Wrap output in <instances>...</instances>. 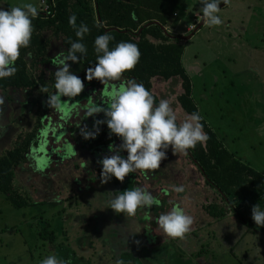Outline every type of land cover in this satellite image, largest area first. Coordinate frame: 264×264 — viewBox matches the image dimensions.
I'll use <instances>...</instances> for the list:
<instances>
[{
	"label": "rangeland",
	"instance_id": "obj_1",
	"mask_svg": "<svg viewBox=\"0 0 264 264\" xmlns=\"http://www.w3.org/2000/svg\"><path fill=\"white\" fill-rule=\"evenodd\" d=\"M41 1L0 0V8L5 3L11 7L32 3L40 10ZM181 6L184 9L178 11V22L167 24L166 30L185 37L180 39L184 46L181 63L191 82L197 112L228 151L264 174V0L221 3L218 15L223 23L212 27L201 19L200 0H181ZM55 58L51 56L53 64L47 69L57 70ZM170 80L154 79L153 91L159 100L169 101L181 123L186 115L174 99L178 80ZM42 95L34 92L33 97ZM0 97L4 101L0 104L1 152L14 145L17 132L30 127L32 110L31 98L23 91H8ZM61 99L59 108H49L35 147L13 171L14 186L28 204L13 206L0 191V264H41L50 254L71 258L73 264H115L116 252L124 241H130L127 246L136 264H264V234L251 232L233 215L203 227L196 236L170 241L159 227L150 228L148 222L152 220L146 219L144 212L134 217L114 213L107 203L109 193L114 196L130 190L127 178L120 185L112 180L103 185L93 180L88 173L89 154L83 153L77 141L72 147L65 138L73 132L71 122L78 123L82 117L81 111L72 98ZM59 119L67 123L58 125ZM79 126L85 127V122ZM172 160L160 167L165 178L175 174L178 167L186 172L183 164ZM165 178L160 177L158 185L165 184ZM174 179L177 183L173 185L181 183L187 196L186 176ZM155 191L163 211L172 198L178 202L173 197L175 191L166 194L162 187ZM149 211L154 218L153 210ZM43 229L53 231V243L39 234ZM200 248L203 256H193Z\"/></svg>",
	"mask_w": 264,
	"mask_h": 264
},
{
	"label": "trees",
	"instance_id": "obj_2",
	"mask_svg": "<svg viewBox=\"0 0 264 264\" xmlns=\"http://www.w3.org/2000/svg\"><path fill=\"white\" fill-rule=\"evenodd\" d=\"M181 0H46L48 4L47 12L32 20L33 33L31 43L28 48H21L20 57L15 62L17 72L14 76L0 79V94L16 90L24 92L31 98V123L25 131H19L14 136V145L5 148L0 152V191L5 198L16 207L28 204L26 196L13 183L14 168L23 161L25 153L35 147L36 137L42 120L46 113L50 112L46 104L47 95L55 92V69H47L51 56L58 53L67 55L71 42L78 38L75 31L69 25V17L76 15V24L81 22L90 29L82 42L87 48V54L82 56L79 63H71L70 71L79 76L84 81L82 93L71 99L74 106L81 111L82 117L79 122L73 124V132L67 134V143L74 147L76 141L83 153H88L87 158L88 173L93 176L94 181H100L102 166L99 161L109 152V145L119 146L122 141L111 134L106 123L98 125L99 134L95 139L85 140L81 135V129L94 130L95 121L105 119L103 113L89 117L88 110L91 106L105 105L108 101V92L103 85L97 81L85 80V73L89 67H94L97 62V54L94 49L96 37L108 34L113 37L109 43L111 50L119 42H130L138 46L140 59L136 67L125 72L121 81L114 84L118 87L127 80H135L142 83L155 98L156 104L160 102L158 96L153 91V80L160 79L163 82L171 81L175 77L178 80V87L174 95L175 102L179 110L186 116L197 112L196 105L191 98V82L186 74L182 63L181 55L183 44L178 35H171L167 30V24L174 25L178 22V11L181 13ZM7 3L3 9H10ZM133 14L135 18L133 19ZM99 25V26H98ZM50 51V52H49ZM54 52V53H53ZM50 54H52L50 56ZM79 55V54H78ZM52 61V59H51ZM47 70V71H46ZM47 87L48 92L39 91L41 87ZM34 92L43 94L41 98L33 97ZM31 94V95H30ZM83 99V101H81ZM51 109V108H50ZM86 120V121H85ZM64 119L58 120V125L67 122ZM81 121L85 122V127H80ZM177 123L178 120H177ZM203 130L208 136L206 143H198L194 149L188 150V154L173 152L171 147L166 150L167 158L162 161L161 166L173 157V162L183 164L186 172L178 167L175 174L165 178L163 169L156 172H149L147 176L139 170L129 174L127 184L130 189L137 187L145 188L153 196L157 194L155 189L163 188L167 193L173 192L174 179L177 175H185L187 178V196L183 193H174L175 197L186 214L191 215L194 223L188 235L196 236V233L209 226L215 221L221 220L231 212L237 220L247 229L254 233L264 234V227L257 228L251 219V209L254 205L260 204L264 208V174L250 167L234 154L228 151L221 140L212 131L205 121H201ZM78 124V125H77ZM78 126V127H77ZM69 128V127H68ZM76 128V130H75ZM75 134V135H72ZM64 138V137H63ZM173 153L175 156H173ZM124 158L126 152H120ZM86 165V166H87ZM167 168H170L167 165ZM166 170V169H165ZM168 171V169L166 170ZM166 171L164 173H166ZM163 177V183L158 185V179ZM115 184H121L114 177L111 179ZM169 182V183H166ZM182 184L180 183L179 186ZM163 194V193H162ZM171 198V197H170ZM158 199H160L158 197ZM173 198L168 202L167 211L161 207L151 209H141L139 212H149L153 210V216H149L152 221L148 223L159 227L157 218L162 213H167L174 204ZM41 236L46 237L48 243H53V231L42 230ZM168 240L174 241L176 239ZM163 241V239H162ZM202 249L192 253L195 257L203 256ZM115 264H131L132 253L129 250L118 251Z\"/></svg>",
	"mask_w": 264,
	"mask_h": 264
},
{
	"label": "clouds",
	"instance_id": "obj_3",
	"mask_svg": "<svg viewBox=\"0 0 264 264\" xmlns=\"http://www.w3.org/2000/svg\"><path fill=\"white\" fill-rule=\"evenodd\" d=\"M221 3L227 5L230 0H200L201 19L209 27L223 23L218 15ZM38 15V8L32 3H24L10 9L0 8V79L14 76L17 72L15 62L20 57L21 48L30 46L32 20ZM76 20L77 17L73 14L69 17L68 23L78 40L71 42L67 55L58 53L54 60V64L57 65L54 73L55 92L47 95L46 104L49 108H59L62 97L74 98L84 90V81L70 71L69 62L79 63L81 57L87 54L86 46L80 41L90 29L83 22L77 26ZM112 39L113 37L108 34L96 37L94 49L97 62L85 73V80L89 82L97 80L105 89H110L105 105H93L88 110L89 117L103 113L105 119L95 121L93 131H88L86 127L81 129V135L85 140L95 139L99 134L98 125L106 123L110 133L122 141L119 146L109 145V152L112 154L104 156L99 161L102 166L100 173L102 185L113 177L122 183L129 174L137 170L147 176L149 172L154 173L160 169L162 161L167 158L166 150L169 147L173 152L187 155L188 150L208 140L201 123L203 117L198 112L186 116L181 123H177V115L169 101L161 99L156 104L154 96L142 83L127 80L118 87L114 84L122 80L125 72H130L136 67L140 51L136 44L130 42H119L110 50L109 43ZM39 91L47 93L48 89L42 86ZM3 102V98L0 97V104ZM120 152H126L127 157H122ZM73 154L77 155L74 149ZM173 190L176 193H183L185 188L183 185L173 186ZM98 195L103 193L95 194ZM109 195L110 199L107 202L109 208L114 213H123L129 217L136 216L138 210L161 206V200L142 187L125 190L119 195L112 196L111 193ZM230 215H233V212ZM145 218H150L147 212ZM251 219L257 228L264 227V209L260 204L252 207ZM156 223L165 236L183 241L191 232L194 219L177 203L170 211L159 215ZM140 231L138 228L137 234ZM41 264L73 262L71 258L50 254L41 261Z\"/></svg>",
	"mask_w": 264,
	"mask_h": 264
},
{
	"label": "crops",
	"instance_id": "obj_4",
	"mask_svg": "<svg viewBox=\"0 0 264 264\" xmlns=\"http://www.w3.org/2000/svg\"><path fill=\"white\" fill-rule=\"evenodd\" d=\"M194 19V18H193ZM184 36V35H183ZM183 36H179V39H181V38H184ZM149 226H150V228H153L152 227V225L151 224H148ZM140 227H141V229L142 228H144V227H142V225H140ZM154 229V228H153ZM171 241V240H170ZM141 242H142V244L144 245L145 243L143 242V240L141 239ZM121 244H125L121 249H120V251H123V250H129L131 253H133V251L131 250V248H129L127 245H129V244H131L130 243V241H124V243H121ZM127 246V247H126ZM148 247H150L149 245H148ZM149 250V249H148ZM117 255V254H116ZM132 260H133V262L131 263V264H136L135 262H134V254H132Z\"/></svg>",
	"mask_w": 264,
	"mask_h": 264
},
{
	"label": "built area",
	"instance_id": "obj_5",
	"mask_svg": "<svg viewBox=\"0 0 264 264\" xmlns=\"http://www.w3.org/2000/svg\"><path fill=\"white\" fill-rule=\"evenodd\" d=\"M42 5L39 7L40 10H38L39 12H42V14L46 13L48 10V4L46 2V0L41 1ZM193 27V24H191L190 26H188V29H191Z\"/></svg>",
	"mask_w": 264,
	"mask_h": 264
},
{
	"label": "water",
	"instance_id": "obj_6",
	"mask_svg": "<svg viewBox=\"0 0 264 264\" xmlns=\"http://www.w3.org/2000/svg\"><path fill=\"white\" fill-rule=\"evenodd\" d=\"M184 37V36H183ZM185 38V37H184ZM183 39V38H182Z\"/></svg>",
	"mask_w": 264,
	"mask_h": 264
}]
</instances>
